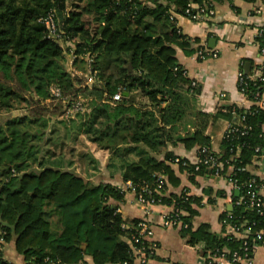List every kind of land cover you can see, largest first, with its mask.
<instances>
[{
    "label": "trees",
    "instance_id": "1",
    "mask_svg": "<svg viewBox=\"0 0 264 264\" xmlns=\"http://www.w3.org/2000/svg\"><path fill=\"white\" fill-rule=\"evenodd\" d=\"M204 1L0 0L1 264H18L4 257V247L11 241L24 264H80L86 257H91L94 264L136 261L129 240L138 230L139 219L126 229L122 212L117 211L125 190L64 168L63 159L54 162L41 155L49 127L43 103L50 98L52 84L59 85L68 98L82 96L84 109L65 121L76 116V134L83 133L112 153L110 167L116 161L120 163L117 168L123 181L154 186L156 173L166 176L167 184L159 197L163 204H175L186 211L181 217L187 226L180 229L188 243H201L205 256L219 251L228 257L234 251L243 254L244 241L253 244L254 232L264 227V213L243 203L233 204L223 214L222 219L231 213L230 224L251 228L245 239L240 232L218 235L208 223L194 227L192 219L198 211L193 204L199 203V198L190 196L184 201L181 194L164 193L168 184H181L172 166L176 155L168 152L162 160L154 155L171 141L187 147L198 145V156L204 157L202 147H207L222 162L224 174L233 167L239 182L256 176L248 166L256 157V146L263 141L264 110L252 106L219 112L230 120L242 117L241 125L247 127L245 134L227 133L220 152L210 148V139L201 129L185 137L173 133L191 104L188 93L196 94L200 88L192 87L191 79L183 75L177 49L192 54L203 45H198V38L179 32L180 26L171 15H187L190 3L202 5ZM51 11L63 30L61 38L49 36L41 21ZM88 14L93 15V27L89 29ZM72 40L74 66L83 62L86 71V60L81 56L93 57L97 77L91 85L67 67L71 47L66 44ZM120 88L121 99L113 101ZM133 95L142 97L145 103L133 101ZM22 103L26 112L8 115ZM131 152L137 158H127ZM183 160L188 166L180 164L179 169L189 172L191 181L195 175L211 174L205 164L195 171L193 164ZM242 167L246 169L240 170Z\"/></svg>",
    "mask_w": 264,
    "mask_h": 264
},
{
    "label": "crops",
    "instance_id": "2",
    "mask_svg": "<svg viewBox=\"0 0 264 264\" xmlns=\"http://www.w3.org/2000/svg\"><path fill=\"white\" fill-rule=\"evenodd\" d=\"M262 1L217 0L215 2L216 13L206 22L178 17V24L182 32L192 38H198L200 41L198 45L206 44L209 48L218 49L219 55L215 58L202 60L196 56V52L186 54L182 49H177L178 60L188 71L187 77L190 79L200 77V88L196 94L188 93L191 104L179 129L173 132L176 136H190L201 129L203 134L210 139V148L215 152L221 151V142L230 122L239 121V117L235 116L230 120L221 117L219 112H225L230 107L243 108L246 106L238 91V74L241 71L252 73L260 58L259 46L253 38V33L258 21L264 19V8L262 15L254 16V18L247 12L260 6ZM211 38L215 39L213 47L209 46ZM246 63L250 64L248 68H245ZM221 92H226V96L218 98ZM132 97L133 101L137 103H145V100L140 96L133 95ZM80 134L84 135L81 132ZM217 138H219L218 143H215ZM88 143L89 147L95 150L94 157L99 158L102 168L101 171H97L89 167L90 174L87 178L95 182L108 181L118 185L124 184L121 169L117 168L120 163L116 161L114 167H110L112 153L101 149L97 143L91 141ZM198 148V145L187 147L183 142L171 141L163 150L154 153V155L162 160L165 159L166 153L173 152L176 156L185 158L190 164H193L198 159ZM127 158H137V155L135 152H131ZM172 166L180 177L181 184L179 186L168 184L164 193L170 196L180 195L183 189H187L192 196L200 200L199 203L193 204V207L198 211V214L192 219L193 226L197 227L200 223H208L212 231L218 235L229 233L231 227L222 223V216L233 208V199L239 195V191L228 182L231 167L223 177L216 178L209 173L198 174L195 175V180L191 181L189 172L180 170L177 164L173 163ZM248 169L251 173L264 179V159L254 157ZM119 208L127 224L132 225L135 219L146 218L152 225L153 238L158 243V250L151 258L150 264H209L210 254L204 255L201 243L195 245L188 243L179 226H163V214L169 211L170 206L156 204L152 206L151 212L146 213L137 204L135 194L127 191ZM11 249L13 250V247ZM4 257L15 263L24 264L23 259L15 252H10V254L6 252ZM251 261V264H264L263 244L255 246ZM80 264L94 263L91 257H86L85 262ZM135 264H138L137 260ZM214 264L231 263L222 261Z\"/></svg>",
    "mask_w": 264,
    "mask_h": 264
},
{
    "label": "built area",
    "instance_id": "3",
    "mask_svg": "<svg viewBox=\"0 0 264 264\" xmlns=\"http://www.w3.org/2000/svg\"><path fill=\"white\" fill-rule=\"evenodd\" d=\"M215 2L216 0H205L204 4L194 5L190 3L188 8L186 9L187 15H179L172 13L171 19L177 21L178 17H187L191 20L198 22H206L209 21L210 18L216 13L215 10ZM264 8V0L260 6H256L250 10H248L247 14L254 18V16H261ZM193 11V12H192ZM41 21L46 25L49 36L53 38H61L63 36V30L60 29L59 25L55 20V13L49 12L46 17L41 18ZM182 29H179V32ZM253 38L257 42L259 46V60L255 69L252 73H245L244 71L239 72L238 74V91L245 101L244 109H250L252 106H255L256 110H264V19L258 21L253 33ZM62 40V39H60ZM75 40L67 42L70 48L69 56L70 60L75 57ZM219 55V50L216 48H209L204 44L202 47H199L196 51V56L202 60L207 58H215ZM81 58L86 60L87 70L85 71L86 84L91 85L96 81L97 71L92 68V60L93 57L90 54L82 55ZM73 65V64H72ZM70 70V69H69ZM72 73L79 70H70ZM76 72V73H77ZM83 74L82 71H79ZM183 75L188 76L187 69L184 68ZM200 84V77H194L191 79V86L197 87ZM120 88L117 93H115L112 97L113 101H119L122 97V92ZM193 91V89H191ZM50 98L53 100H61L63 103H67L66 113L68 117L73 116L76 112L84 109L83 98L81 95H78L74 98H68L63 94L61 87L57 84H52L49 88ZM226 96V92H221L218 95V98H223ZM239 117V121L230 122L228 130L226 134H235L240 132L241 134H245L246 126L241 125L243 118ZM262 143L256 146V157H260L264 159V124L262 126ZM207 147H202V152L205 153L204 157L198 159L193 163L195 171L200 170L201 165L205 164L209 172L216 178L223 177V165L220 159L208 152ZM180 156H176L172 161L174 164L178 166L181 164L184 167L188 166L186 160ZM246 167H242L240 170H245ZM258 176H253L244 182H239L238 178H236V172L234 168L231 167V171L228 174V182L231 186L238 191H240L239 196L236 199H233V204H247L250 207L256 208L261 214L264 213V179L257 178ZM167 184L166 176L163 173L155 174V182L154 186L149 184H139L135 185L130 180L125 181L124 184L118 185L122 190L131 191L135 194V199L139 207L144 210L146 213L152 211V206L156 204H163L160 200L159 194L160 191L163 190L164 186ZM181 197L184 201L189 200V197L192 196L187 189H183L181 191ZM166 205V204H165ZM168 212H164L162 224L165 227H181L184 224L182 215L185 214V210L181 207L173 205H168ZM119 212L121 209L118 207ZM232 219L231 213H226L225 217L222 219V223L224 225H228L231 227L230 232H240L241 236L245 239L250 233L251 228L246 227L244 229H240V226L230 224ZM138 230L133 233L131 236L129 243L131 245V251L136 257L138 264H150L151 258L156 254L158 250V243L154 240L153 234L154 230L149 220L146 218L139 219L138 222ZM124 228L129 229L131 225L126 222L122 225ZM255 239L253 244L250 246L247 241L243 242L244 253L239 254L237 251H234L233 254L228 257L225 252L217 251L216 253L210 254L209 264H214L216 262L227 261L231 264H251L252 263V255L255 249V246L258 244L264 245V227L254 232ZM2 251V239H0V257ZM122 264H129L128 261L123 262Z\"/></svg>",
    "mask_w": 264,
    "mask_h": 264
},
{
    "label": "rangeland",
    "instance_id": "4",
    "mask_svg": "<svg viewBox=\"0 0 264 264\" xmlns=\"http://www.w3.org/2000/svg\"><path fill=\"white\" fill-rule=\"evenodd\" d=\"M85 18L86 22L88 21L86 26L87 29L93 27L91 24L93 15L88 14ZM66 64L68 69L72 71L79 70L83 72V74H81L79 71H76L77 73L74 71L76 75L83 76L84 79L87 78L85 76V71L83 70L85 65L83 62L78 61L74 66L72 65L70 56L67 55ZM43 104L47 107L46 116L49 119V127L46 131V139L43 144L41 155L52 161L54 160V162L63 159L64 168L67 167L66 165L70 166L68 162L71 161L72 164L69 168L67 167V169L75 170L78 174H81L86 178L90 174L88 170L89 167L93 170L101 171L102 166L99 158L94 157L95 150L89 147L88 142L90 140H88L85 135H81L80 133L78 135L76 134L79 130L77 125L79 119L74 116L69 121H65V118H68L66 107L64 103H61L59 100L48 98ZM25 110H27L26 104L22 103L18 105L16 109H13L8 115L14 116L22 114L26 112ZM2 115L4 116L5 114L3 113ZM1 117L2 116L0 115V118ZM218 139L219 138L215 140V143H218ZM11 245L12 241L4 247L7 254L8 252L9 254L10 252H14L11 249Z\"/></svg>",
    "mask_w": 264,
    "mask_h": 264
},
{
    "label": "water",
    "instance_id": "5",
    "mask_svg": "<svg viewBox=\"0 0 264 264\" xmlns=\"http://www.w3.org/2000/svg\"><path fill=\"white\" fill-rule=\"evenodd\" d=\"M214 44H215V39H214V38H211V39L209 40V46L213 47ZM249 65H250L249 63H246V64H245V68H248Z\"/></svg>",
    "mask_w": 264,
    "mask_h": 264
}]
</instances>
